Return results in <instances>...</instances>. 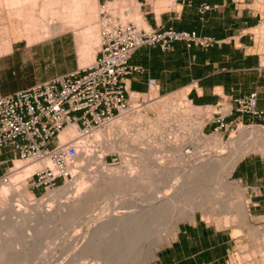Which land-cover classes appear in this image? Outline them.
Instances as JSON below:
<instances>
[{
	"label": "crops",
	"instance_id": "0c3cea01",
	"mask_svg": "<svg viewBox=\"0 0 264 264\" xmlns=\"http://www.w3.org/2000/svg\"><path fill=\"white\" fill-rule=\"evenodd\" d=\"M121 1L98 0L102 4ZM126 1L137 6L138 26L196 30L220 40L207 49L188 47L181 41L168 50L158 45L140 47L131 63L143 70L125 78L130 93L161 96L177 92L195 106L214 107L221 101L235 105L236 98L257 92L258 108L264 111V0H194L192 5L181 0ZM28 39L23 23L11 16L7 21L0 6V94L27 89L82 64L76 50L68 57L70 65L62 56L67 44L64 32L32 43ZM225 120L230 125L242 121L264 126V114L235 113ZM14 158L18 153L12 148L0 151V174ZM231 178L245 190L250 214L264 217V153L240 158ZM235 246L232 229L196 214L178 225L170 241L157 251L153 264H231Z\"/></svg>",
	"mask_w": 264,
	"mask_h": 264
},
{
	"label": "rangeland",
	"instance_id": "374dc122",
	"mask_svg": "<svg viewBox=\"0 0 264 264\" xmlns=\"http://www.w3.org/2000/svg\"><path fill=\"white\" fill-rule=\"evenodd\" d=\"M91 1L90 2L93 4L94 8L91 9V11L88 9L87 12L89 13V15L92 14L93 12L92 15H94V13L97 10V14L95 16L90 15V18L92 17V21L91 19H89L88 21L79 20L75 28L62 29L61 27H57V29L55 30L52 29L55 34L57 32L65 33V36L67 38L66 39L67 44H65L66 48L64 49V53L62 51V56L63 54H65L67 58L66 63L69 65L71 64V61H68V57L70 56L71 59L72 54H74L75 50L76 53L78 54V50H77L78 38L76 33L78 34L79 32L82 33L83 32L82 30H84V26H87V24L88 25L92 24L90 27L91 30L88 34L89 38L87 42V46L88 44H90L89 45L90 49L88 51V56L86 58V61L80 64V67H87L92 65L93 62L95 61V58L98 55V49L100 44L99 16L101 11V6L103 4L99 3L98 1L96 2V0H91ZM7 4L8 3H6V0H0V6L3 9V12L5 13L6 20L9 21V17L11 16L13 19L19 20L23 22V24H25L24 19L14 15L13 10L9 8L10 6ZM95 4L97 6H95ZM107 5L113 8L115 11H117V13L122 15L126 20L133 21L138 25L141 24V19L139 18V15H137L138 12L137 6L136 7L133 6V4L130 3L129 1L122 0L121 2L116 4L108 2ZM87 12L85 14H88ZM36 13H39V11L37 10ZM79 22L81 25L79 24ZM95 39L97 40L96 42ZM138 96L140 97H137L136 100L142 103V105L140 106L141 108L139 107L134 111H132L131 113L119 117L122 119L125 118V120H128L129 118V121H131V123H129L124 129H122L120 125H117L114 127V129L111 132L103 136L105 144L102 147V155H94L91 162L89 160H84L82 158L79 159L78 162L80 160L83 161L79 162L80 168L78 169L77 174L75 176L76 179L74 177L73 179L69 180L71 182L75 180L76 182H78V184L73 183L66 190L64 189L61 192L59 191L55 193L54 197L50 199L51 201H49L48 196L44 197L43 200L40 199L39 201L36 197H40L42 195L40 194L35 195L32 192L31 188L27 183L26 180L27 177H24V179L21 180L17 179L16 181H14V183L13 181L10 182L11 176L16 175V173H18L20 169L17 170L13 168L12 172H10L7 175L6 180L0 182V187L4 183L5 184L10 183L11 185L7 194L6 192L3 193V191L2 192L0 191V229L2 231L1 233L3 234V238L5 239L6 243L9 245V258H10L9 264H85V263L94 264V263H103L106 259L108 260L111 259L110 257H112L113 254L109 253L111 252L110 250L112 248V245H110L111 243H109L110 241H108V239L104 240L105 243L101 247L103 249L99 250L97 248L98 250L96 249L94 250L93 248V250H90V247L87 246L88 244L87 242H89L88 245H90L91 241H88L89 236L87 237V235H89L88 231H90L91 229L90 227L91 223H93L95 220L101 217L104 208H106V206H109V203L114 198H116L115 196L109 198L108 195H105L100 199H98V201L96 200L97 202L95 201L97 204L93 203L91 205H88L84 210L82 209L80 214L72 215L71 217L65 220L57 221V219H55L54 222L53 220L51 222H48L49 224L48 223L43 224L42 222L39 221L38 217H34V216H33L34 218L32 217L34 220L32 218L30 220L29 218H26L25 213L26 211L34 212L35 210L33 208L34 207L33 205L36 206L39 205V203L43 204L42 206L44 207L46 206L48 207V205H51L54 208H57L60 205V203H65L70 199H72L75 196L78 189H81V187L86 188L90 186V183L92 184L93 179L94 181L95 179H97V181H100L103 173L102 161H101L103 159L107 163V166L111 168H116L117 166L121 165L124 157H126L128 160L133 162V160L136 159L138 156V149L145 147L148 141L146 135H141L137 133L139 129L147 128L148 123L149 124L154 123L159 119L161 113L164 111L162 104L164 100H168L171 103L170 105L174 107V111L180 118L187 120L186 126L190 127L189 132L191 133L189 135V139L188 138H187L188 140L186 139L188 142L186 143L184 150L185 153L187 154L186 161L180 162L174 160L175 158L174 153L168 151L170 160H172V162L169 161L170 163H168V165H170V167L173 169L172 173H170L171 178L169 180L173 181L174 183V186H171L170 188L175 187V189L177 188L176 189L177 191L179 190L181 191L183 189V192L185 191L186 193L192 192V195L195 194L196 196L200 194L196 199H195L196 196H194L192 199L191 197L192 195H190V199H189L190 202L193 203L191 206L201 205L203 207V208L202 207L197 208L195 215L196 214L202 215L204 219L207 220L209 223L216 224L219 227H228L232 229L233 233L236 236V246L231 253V264H264V217H255L252 216L249 212L248 218L242 220L240 216H238L239 214L236 209L237 204L241 200H244L247 205L245 198V190L243 189V187L240 184H238L236 181H234L231 178V175L230 177L222 180L221 177H219L218 175L219 172L217 170L210 172L208 178L199 180V182H196L195 185L194 184L191 185L190 183L193 182L192 178L190 177L186 178L185 176L186 172L187 171L189 172V170H191L193 164L195 165L196 163H198L203 157L213 158L217 164L218 163L220 164V162L233 151L234 147L238 145L237 144L238 142L235 144V143H231L230 141H232L231 137L233 136V131L238 129L240 125L258 126L260 124L238 121L237 123L231 125L227 130L223 128V129H218L216 131L214 130L213 127H210V124H207L208 118L212 116L213 111L215 110L214 107H202L203 110H196L198 109L197 106L191 104L188 100L185 99L184 96H181L177 92H173L161 96H154L149 94H141ZM136 100L134 103H136ZM207 109H208V113L204 112ZM138 111L141 114H143L144 117L142 119L133 120L132 118L133 112L135 113ZM129 115H132V117ZM145 116L147 117V119H145ZM149 118L152 120L149 121L150 120ZM107 127L108 125L104 127L102 130H105ZM192 133L195 134L192 135ZM212 133H219L222 136V142L216 144L213 143L208 138L209 134ZM134 136L137 137L135 140L133 139ZM252 152L264 153L263 151H251L249 153ZM113 158H118V159L117 161L114 162ZM88 161L89 164L86 163ZM134 161L138 162L136 160ZM20 163L24 167V165H29L35 162L20 160ZM85 163L86 165H84ZM10 166H12V163L10 164ZM135 166L137 165L135 164ZM151 181L152 180L149 179L146 180V182L143 183L144 185L143 184L141 185L142 187L141 189L139 187V190L133 191L135 195L134 200L137 201V204H135L136 203L135 202L134 205L137 209L148 203L146 200L144 201V198L150 196L148 193H152L153 191L163 190V187L165 185L163 182L162 184L161 182L160 183L158 182L156 184V187H150L149 184H151ZM179 182L180 183L184 182L185 184H178V186L175 185L176 183ZM146 183L148 184L149 187L147 186ZM158 184L159 186H157ZM200 186L202 188L206 187L203 188L205 190L199 188ZM16 188L17 190H15ZM211 190L214 192H211ZM16 191L17 192L24 191L25 196L24 197L18 196ZM35 191L36 193H40L41 188H37ZM205 193L206 194L208 193V199ZM210 195L212 198L210 197ZM202 199L203 202H200L199 200L202 201ZM35 200L36 201L38 200L39 203L37 201L36 204ZM194 200H197L195 204H194L195 202ZM227 204L228 205L231 204L233 207L234 206L235 207L231 208L232 210L227 209L226 207H224ZM186 213L188 214L190 213V206L188 210H186ZM188 214H185L183 218L179 220L178 225L183 221L190 220ZM36 219H38V221ZM12 220H17L19 222L17 228L18 231L16 234L9 235L8 231L5 228L6 223L4 222H8ZM160 220L161 221L158 224L159 226L157 225L158 233L154 235V238L152 237L150 239H147L143 244L142 262L145 257L150 255L152 250H155L156 251L155 253L157 254V251L163 245L169 242V241H164V238L166 239V235H168V233H171L173 231L172 219L170 217V219L165 218L164 220L163 219ZM175 231L176 230H174V232ZM162 239L163 242H160L157 245V242L159 240L161 241ZM91 244L94 243L91 242ZM86 247H88L89 253L84 258V255L87 254V253L85 254V252H87ZM109 254L110 257L108 256ZM112 259L111 261H109L108 264L115 263L114 262L115 260L112 261ZM153 261L151 262V264H153Z\"/></svg>",
	"mask_w": 264,
	"mask_h": 264
},
{
	"label": "bare ground",
	"instance_id": "6f19581e",
	"mask_svg": "<svg viewBox=\"0 0 264 264\" xmlns=\"http://www.w3.org/2000/svg\"><path fill=\"white\" fill-rule=\"evenodd\" d=\"M38 1L39 0H6V3H8L7 5H9V8L13 10L14 15L24 19L25 24L23 25H25V34L29 38L28 41H30L31 43L35 40L37 41L55 34L52 29L55 30L57 29V27H61L62 29L75 28L79 20L88 21L89 19H91L92 21V17L90 18V15H92L93 12L90 15L87 12L88 9L91 11V9L94 8L91 0H42L40 4ZM97 1L98 0H96V2ZM95 6L97 5L95 4ZM37 10H39V13H36ZM86 12L88 14H85ZM96 14L97 10L92 16H95ZM89 25L87 24L88 27L84 26V30H82V33L79 31V34L76 33L78 38V52L81 63H84V61H86L88 51L90 49V44H88L87 46V42L89 38L88 34L91 30L90 27L92 24ZM96 41L97 40L95 39V42ZM133 97L135 98V95H133ZM162 104L164 111L161 113L159 119L157 121L155 120L156 122L154 123H148L147 128L139 129L137 133L146 135L148 140L145 147L138 149V156L136 159H134L138 162H135L134 160L132 162L124 157L121 165L117 166L116 168H111L107 166V163L103 159L101 160L103 173L100 181H97V179H95L94 181L93 179V182L92 184L90 183V186L86 188L81 187V189H78L72 199L65 203H60L57 208H54L51 205H48V207L45 205L46 207H44L42 206L43 204L39 203V201L40 199L43 200V198L47 196L49 197V201H51L50 199L54 197L55 193L59 191L61 192L64 189L66 190L70 185H72L73 183L78 184V182H76L75 180H73L72 182L67 181L65 184L49 190L42 196L36 197L39 200H37L39 205H36L37 207L33 205V208L35 210L34 212L26 211V218H29L31 220L33 216L38 217L39 221L43 224L51 222L52 220L54 222L55 219H57V221L65 220L72 215L80 214L82 209L84 210L88 205L96 203L98 199L105 195H108L109 198L115 196L116 198H114L109 203V206H106V208H104L101 217L91 223V229L90 231H88L89 235H87V237L89 236L88 241H91L94 244H91L90 242V245H88L89 242H87V246L90 247V250H93V248L94 250H100L103 249L101 247L105 243L104 240L108 239V241H110L109 243H111L110 245H112L111 250V246L109 247V250L111 251L109 253L113 254L114 257L113 255L112 257H110V254L108 256L111 259L113 258L112 261L115 260L114 264H151V262L156 258V251L152 250L150 255L145 257L142 262L143 244L147 239H150L152 237L154 238V235L158 233L157 225L161 221L160 219H170V217L172 219L173 231H170L171 233H168V235H166V239L164 238V241H170L175 233L174 230H177L178 228L179 220H181L185 214H188L186 213V210H188L189 206L190 213L188 214V216L190 219L194 218L196 209L202 207L201 205L191 206L193 203H191L189 199L190 195H192V192L186 193V191L183 192V189L181 191L178 189L179 191H177V188L175 189V187L170 188L171 186H174V183L173 181L169 180L171 178L170 173H172L173 169L170 167V165H168V163H170L169 161L172 162V160H170L168 151L174 153V160L180 162L186 161L187 154L184 150L191 133L189 132L190 127L186 126L187 120L180 118L176 114V112L174 111V107L170 105L171 103L168 100H164ZM197 107L198 109L196 110H203L202 107ZM204 112L208 113V109ZM132 115L129 116H131L133 120L142 119L144 117L143 114H141L139 111L135 113L133 112ZM145 119H147L146 116ZM151 120L152 119H150L149 121ZM129 123H131V121H129V118L128 120H125V118L115 119L108 125L105 130H98L97 137L103 138L105 134L111 132L117 125H120L122 129H124ZM71 133H76V128L74 126H69L62 133L61 138L65 139L66 136ZM193 134L195 133H192V135ZM136 138V136L133 137L134 140ZM208 138L215 144L222 142V136L219 133L209 134ZM231 138L232 141L230 142L235 144L238 142V145L234 147L233 151L226 158H224L221 162L219 161V165L213 158L203 157L204 159L200 158L201 160L198 163H196L195 165L193 164L191 170H189V172L187 171L188 174L186 172V178L190 177L193 179V182H190L191 185H195L196 182H199V180L208 178L209 173L215 170L219 172V177L224 180L225 178L230 177L235 164L240 158L251 151L264 152V128L261 125H240L238 129L233 131V136ZM92 159L93 156L89 158V161L91 162ZM15 161L16 164L14 168L20 170L18 171V173H16V175L11 176L10 182L13 181V183L17 179L21 180L24 179V177L30 176L41 166L40 163L35 162L29 165H24L23 167L20 163V160L16 159ZM89 161L86 163L89 164ZM86 163L84 165H86ZM134 163L137 166H135ZM148 179L152 180L151 184H149L150 187H156V184L158 182H161V184L163 182L165 185L164 187L162 186L163 190L148 193L150 196L144 198V201L146 200L148 203H146L144 206L141 205L142 207L138 206L140 208L137 209L134 205L135 202V204H137V201L134 200L135 195L133 191L139 190V187L141 189V185ZM178 184L185 183L179 182L175 185L178 186ZM10 186V183H4L1 185L0 191H3V193L6 192L7 194ZM157 186H159V184ZM199 188L203 189L206 187L202 188L200 186ZM15 190H17V188ZM211 192L214 191L211 190ZM16 193L20 197L25 196L24 191H16ZM208 193H205V195H207V199ZM199 195L200 194H198V196ZM194 196L196 195L194 194L191 196L192 199ZM198 196H196L195 199ZM194 201L193 202L195 204L197 200ZM199 201L203 202V199L202 201ZM224 207H226L227 209H231L235 206L233 207L231 204H227ZM236 209L239 214L238 216H240L242 220L248 218L249 210L244 200L239 201ZM36 220L38 221V219ZM4 223H6L5 228L8 231L9 235L17 233V228L19 225V222L17 220H12ZM1 232L2 231L0 229V264H9V245L6 243ZM160 242H163V239L161 241L159 240L157 242V245ZM86 250L87 252H85V254H87L84 255V258L89 253L88 247H86ZM111 259H106L103 263L94 264H108Z\"/></svg>",
	"mask_w": 264,
	"mask_h": 264
},
{
	"label": "built area",
	"instance_id": "2783aa9c",
	"mask_svg": "<svg viewBox=\"0 0 264 264\" xmlns=\"http://www.w3.org/2000/svg\"><path fill=\"white\" fill-rule=\"evenodd\" d=\"M193 1L181 0L187 5ZM99 23L100 44L92 65L27 89L0 94V151L10 147L18 153V158L12 159V166L0 174V182L12 172L16 159L37 162L41 166L26 180L35 195H43L73 179L80 168L79 159L102 155L105 143L97 137L98 130L142 105L136 100L141 94L130 93L125 82L128 75L143 70L142 66L131 63L140 47L158 45L168 50L174 42L181 41L188 47L197 45L207 49L220 43L196 30L138 26L107 3L101 6ZM235 102V105L218 102L207 124H216L213 126L216 131L227 130L231 125L225 119L235 113L253 117L264 114L258 108L257 92L240 96ZM69 126H74L76 133L62 139ZM37 188H41L40 193H36Z\"/></svg>",
	"mask_w": 264,
	"mask_h": 264
}]
</instances>
